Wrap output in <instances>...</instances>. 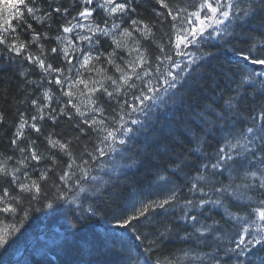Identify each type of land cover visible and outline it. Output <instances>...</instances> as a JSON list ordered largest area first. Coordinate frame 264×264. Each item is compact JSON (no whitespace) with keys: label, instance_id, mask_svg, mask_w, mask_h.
<instances>
[{"label":"snow or ice","instance_id":"6c2138e0","mask_svg":"<svg viewBox=\"0 0 264 264\" xmlns=\"http://www.w3.org/2000/svg\"><path fill=\"white\" fill-rule=\"evenodd\" d=\"M94 2L82 0L85 7L72 17L75 23L60 25L62 34L75 33L74 38L63 37L67 46L50 49L52 56L60 55L69 65L66 70L46 62L49 52L43 45L37 55L29 51L48 38L37 32L30 20L52 18V12L38 18L35 0L5 5L14 12L12 20L4 18L0 24V45L8 55L7 62L15 65V58L23 57L39 68L49 88L56 86L60 99L57 101L49 89L40 98L30 99L31 72L14 68L13 76L20 80L15 87L12 77L0 78V86H5L0 89V100L8 103L10 96L22 93L24 98L18 102L30 103L34 109L31 116L18 112L10 140L13 155L0 159V214L24 212L23 224L28 218L22 207L25 200L29 207L36 202L48 209L66 201L76 205L81 218L95 217L102 210L101 219L106 216L104 223L109 225L102 249L113 251L110 245L117 240L122 245L130 242L120 252L121 264H139L142 257L143 264H150L144 253L159 251L173 232L179 235L181 231L180 239L215 248L206 254L209 264H264V0H182L178 6L171 0H154L155 18L150 22L134 15L135 0H102L95 8L88 7ZM97 8L106 14L103 26L85 25L82 20L93 17ZM53 11L61 13L59 7ZM63 12L67 14L68 9ZM157 25L164 29L159 37ZM18 29L30 32L31 40H22ZM77 29L87 30L89 35H81ZM100 37L111 39L110 52L97 50L93 56L92 50H81L73 43V39L87 40L100 46ZM121 37L127 38L123 45ZM55 39L62 42L61 35ZM141 41L154 46V57ZM77 51L74 61L72 54ZM124 52L130 59L115 64ZM102 57L119 75L109 76L108 86L99 81L90 86L81 69L90 68L93 60L100 62ZM220 57L231 66L211 65ZM76 64L75 76L66 75ZM6 70L0 68V72ZM80 85L87 89L80 94L89 98L83 107L74 91ZM97 92L117 104L118 110L112 109L111 116L98 102ZM121 96L124 98L118 99ZM64 118L69 121L64 133L50 131L44 136L45 156L37 149L40 122L49 120L55 125ZM3 120L0 112V122ZM157 123L167 126L169 138L153 131ZM26 129L37 138L27 136ZM85 136L91 150L86 144L77 155L73 144L78 145ZM185 142L191 147L179 151ZM206 148L212 151L206 152ZM113 153L131 161L117 167L144 164L146 171L163 183L133 177L111 179L117 167L106 170L110 175L107 181L93 176L92 167ZM45 161L50 164L41 168ZM192 172L196 175L190 176ZM181 173L186 184L176 186L170 177L179 178ZM89 177L92 183L85 188ZM184 187L194 198L181 199ZM80 193L85 196L81 198ZM177 204L182 212L179 216ZM213 209L222 210V214L208 224L205 221L211 217L205 213ZM241 211L247 218L237 215ZM15 231L19 229L11 230ZM10 234L0 235V247L12 243ZM225 239L227 247L219 243ZM145 241L148 244L141 251ZM155 264L164 262L157 259Z\"/></svg>","mask_w":264,"mask_h":264},{"label":"trees","instance_id":"16d2710c","mask_svg":"<svg viewBox=\"0 0 264 264\" xmlns=\"http://www.w3.org/2000/svg\"><path fill=\"white\" fill-rule=\"evenodd\" d=\"M102 0H95L93 5H88V7L95 8L96 4L101 3ZM173 6H178L182 0H171ZM18 3V0H0V24H3L4 18L12 20L14 15L13 10L5 9L6 4ZM31 6V5H29ZM35 6L39 10L36 13V16L42 17L45 12H52V18L44 17L40 22L35 20H30L33 24V28L39 33H46L47 39H41L38 44H34L29 48V51L33 55H37L41 52L39 45H43V50L49 52V55L46 57V62L52 63L55 67H63L65 70L69 67L65 61L61 58L60 55L52 56L50 54V49L53 46H59L61 48L67 46V41L63 37L67 36L69 38H74L75 33L62 34L60 29L61 24H65L68 21H72V17L76 16L77 12L83 10L85 5L82 3V0H35ZM136 8V13L134 14L137 18H142L147 22L152 21L155 17L153 15V6L154 0H135L133 5ZM59 7L61 13L57 14L53 9ZM67 8L68 13L64 14L63 9ZM106 14L103 13L100 9H96L94 16L90 17L88 20H82L85 25L92 23H100L103 26V19ZM14 22V21H13ZM75 23V21H72ZM124 27H128L127 22H125ZM59 30V31H58ZM164 29H161L159 25L156 27V35L159 37ZM19 35L22 40L29 41L31 40L30 32H25L22 29H18ZM77 32H80L81 35H89L87 30L77 29ZM61 35L62 42H58L55 37ZM101 45L96 46L94 41L89 42L87 40H80L77 42L73 39V43L77 44V47L81 50H92V55H96V51L101 52H110L112 50L111 46L112 41L108 37H100ZM121 44H125L127 41L126 37H121ZM145 48L153 55V47L150 46L147 41H141ZM0 54L3 53V45H0ZM27 53H25L26 55ZM74 61L79 56V51L74 52L73 54ZM123 59L115 60V64L123 65L125 61L130 59L127 52L122 53ZM15 65L9 64L8 55L4 54V60L0 61V68L7 69L4 72H0V78L7 79L12 77L13 87L20 83V80L13 76V69H19L27 72H31L30 80L33 82L29 88V93H32L31 98H40L45 89H49L56 94V100L60 99L58 95V90L53 84L50 88L47 84L46 79H42V72L39 68L34 65H29L27 61L23 60V57H17ZM211 65H228V61L224 57H220L218 60L211 62ZM210 65V67H211ZM79 67L78 64L73 66L72 72L65 71L66 75L75 76L76 68ZM82 78L85 79L91 86L93 81L104 82L106 86L108 82L107 78L109 76H118L119 73L116 72V68L107 63L105 57L101 58L100 62L93 60L91 62L90 68L81 69ZM204 81H207V76L205 75ZM137 83H139L137 81ZM99 85H97L98 87ZM258 86V85H257ZM5 86H0L2 89ZM84 90L87 93V89H84L83 85H80L78 88L74 89L76 94L77 102L83 107L89 104V98L87 95H81V90ZM23 94L12 95L10 96L9 102L4 103L0 100V112L4 116L2 126H0V159L3 158L5 154L13 155L12 148L10 146V140L12 138V133L16 131L15 124L18 121V112L26 111L28 116L34 114V109L31 108L29 104H20L18 101L23 99ZM96 98L98 102L104 107L108 115H112V109H117L118 106L115 101H109L107 96H104L102 93L97 92ZM124 96L118 97V99H123ZM130 99V97H129ZM55 106V102H53ZM42 134L40 135L37 141V149L43 153L45 156L48 155L46 151V141L44 136L47 135L50 131H55L56 133H64L68 128L69 121L64 118L59 121V123L53 125L49 120L41 121ZM153 131L160 135L161 138H169L167 136V126L161 125L159 123L155 124ZM25 133L27 136H30L33 139L37 138V134L31 132L30 129H26ZM89 137H81L79 144L77 145L74 142L73 147L77 155L80 151L83 150V147L87 144L89 150H91V144L88 143ZM137 143H140L138 141ZM191 147V144L185 142L184 148L178 149L179 151H184L186 148ZM151 149H149L150 151ZM206 152H211V148H206ZM15 155L19 157V152H16ZM113 160L116 164L113 165ZM66 162V161H65ZM131 161L126 156L124 159H121L120 156L113 153L111 156L106 158H101L99 166H93L91 174L97 177H103L105 181L110 179V175L107 173V169L129 164ZM50 164V161H45L40 165L41 168L46 167ZM62 166V165H61ZM31 171V170H30ZM59 172V168H57ZM160 175L167 176V173H161ZM190 176H195L196 173L192 172ZM116 176H119L120 180L125 179L126 177H133L136 179H148L150 181H156L157 183H163L159 180V177L156 175H151L146 171L144 164H137L133 168L126 167H117V170L114 174L111 175V179H115ZM171 180L175 182L176 186H184L186 184L185 177L183 173L179 174V178L170 177ZM227 182V180H225ZM51 181L48 184L44 185L45 190L50 187ZM92 183L91 178L89 177L88 181L83 184V187L89 188ZM6 186V185H5ZM103 187V186H102ZM172 187V185H168ZM51 195V192H49ZM181 199L184 198H194L191 193L188 192V188L184 187L183 191L179 194ZM85 193H80V197L83 198ZM71 195L69 199H71ZM198 198V194H197ZM86 204L87 201L85 200ZM22 207L27 210L28 218L23 221V224L20 223L21 217L24 216V212H18L16 215H7L0 214V235H8V239L12 242L6 248L0 247V264H121V255L120 252L123 247H126L128 243L125 242L124 245L120 241H116L115 244L110 245L113 251H104L101 247V241L105 239L106 232L105 230L109 227L104 220L107 219L105 216L104 219H101L104 216L103 211H98L95 217L91 218H81L77 215L76 205L70 204L66 201H58L54 203L53 208L48 209L42 206V203L33 202L31 207L27 200H25ZM100 208L103 209V204L100 205ZM235 212L236 210L233 209ZM176 215H182L181 207L177 204L175 208ZM219 214H222V210L213 209L210 212H206V216L211 217L205 222L208 224L212 223L213 219H218ZM237 215L245 216L247 218L246 212H238ZM13 228L19 229V231L11 232ZM191 231V229H188ZM184 232H180L177 235L175 232L165 240L164 244L159 248V251L145 252L144 256H147L150 260V264H155L157 259L164 262V264H209L207 255L210 252H214L215 248H209L204 244H197L193 241H185L180 239V236H183ZM151 239V237H149ZM209 242H211V237H209ZM222 246L227 247L228 241L225 239L222 242ZM148 244V241L144 242V245H141V251ZM201 259H196V257ZM139 264H143V257L140 259Z\"/></svg>","mask_w":264,"mask_h":264}]
</instances>
